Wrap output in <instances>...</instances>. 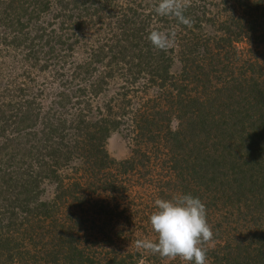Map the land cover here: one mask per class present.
<instances>
[{
  "label": "trees",
  "instance_id": "16d2710c",
  "mask_svg": "<svg viewBox=\"0 0 264 264\" xmlns=\"http://www.w3.org/2000/svg\"><path fill=\"white\" fill-rule=\"evenodd\" d=\"M95 1L8 0L0 10V24L10 27L6 39L11 38L5 42L14 48L27 47L22 54L28 65L39 64L34 47L50 43L39 68L48 67L52 58L57 65L50 98L43 95L46 85H39L35 92L18 86L12 94L19 99L12 95L0 102V264H157V256L143 258L139 250L122 251L116 244L123 232L132 237L148 235L147 225L128 217L119 229L104 230L113 222L110 209L102 207L90 216L83 207L82 192L94 181L101 183L102 190L125 189L111 184L115 181L106 170L115 165L121 174L132 168L133 159L115 162L105 149L110 133L122 126L126 135L133 133V143L142 139L157 150L162 148L174 180L183 189L181 194L202 200L208 223L214 217V240L205 246L207 264H264L262 244L241 240L239 231L241 224L262 227L264 222V62L252 57L237 67L225 50L242 39V33L256 42L264 41V14L260 24L252 20L251 32L242 26L236 30L237 20L243 21L245 14L233 16L236 25L220 24L221 34L212 38L214 46L208 47L211 37L203 39L202 47L209 53L203 64L197 59L201 34L194 29L200 30L206 15L215 16L210 17L215 23L217 14L209 2L192 0L185 13L193 21L190 27L171 18L181 32H187L179 57L186 64L174 75L169 68L172 49L158 50L148 40L151 30L165 28L166 17L152 10L150 17L146 15L148 22L137 25L130 16L126 18L125 11L119 33L118 13L106 0L108 5L89 14L87 9ZM245 1L237 3L245 6ZM27 4L33 7L28 10ZM252 4L256 5L248 9V17L257 15L254 11L264 0L246 1V8ZM52 8V21H46L34 36L24 31L31 17H45ZM151 17L157 19L155 28ZM95 25L105 28L103 42L84 49L82 58L74 56L75 45L85 47L86 33ZM65 28L72 31L66 33ZM109 33L116 37L112 44ZM43 36L44 45L38 41ZM216 61L222 70L212 69ZM140 78L144 80L140 89L153 87L155 99L142 100L139 106L135 102L131 116L126 108L133 100L132 89H139L133 85ZM115 79L123 86L103 106L94 104ZM77 160L79 165L72 163ZM77 174L93 182L84 184L77 176H69ZM43 179L54 182L49 200L40 198L38 184ZM4 189L12 198H7L9 192L5 195ZM70 207L74 210L68 211Z\"/></svg>",
  "mask_w": 264,
  "mask_h": 264
},
{
  "label": "rangeland",
  "instance_id": "374dc122",
  "mask_svg": "<svg viewBox=\"0 0 264 264\" xmlns=\"http://www.w3.org/2000/svg\"><path fill=\"white\" fill-rule=\"evenodd\" d=\"M204 2H209L210 5L208 7L211 8L212 12L217 14V20L215 23L213 22L211 18H215V16L206 15L202 17L201 25L202 27L200 30H196L195 33L197 35H200V43L199 46L197 45L198 51H197V59H201L203 64L206 62L207 54L205 53L202 45L206 43L203 39H207L208 37H211L208 40V47L214 46L213 39L215 36H219L221 34V31L219 30L220 24H234L236 25L235 18L237 16H241L243 18V21L237 20L238 24L236 27V30L238 31V27L242 26L243 30L248 29L249 32H251V26L255 24L252 20H256L260 24V20L263 18L262 15L264 14V5L257 8L254 13H257V15H254L252 17H248V9H254V6L251 5L246 8V1L254 2L256 0H246L245 6H239L238 0H203ZM241 1V0H239ZM107 3H109V6L112 7V10H116L118 13V21H117V32L120 33L121 26L123 25V13L126 11V18L130 16L132 21L136 22V24H142L145 22H148L146 19L147 16H151L150 12L154 10V5L157 3V0H106ZM105 3V1L102 0L100 2L99 0H96L91 6L88 7L89 14H93L96 12L98 8H104L105 5H108ZM8 0H0V10L7 7ZM28 10L33 7V5H28ZM53 12V8L51 11L47 13L45 17H31L30 20V26L25 28L24 31H28L31 35H35V31L41 28L42 25L46 26V21H52L51 14ZM235 18H234V17ZM250 16V14H249ZM93 17V15H92ZM160 18V17H159ZM164 18V17H162ZM13 21V19H11ZM23 20H26V17L23 16ZM247 20V21H246ZM6 21H10V18ZM43 21V23H42ZM163 21V20H162ZM151 23L153 24V28H155V25L157 24L156 17H151ZM55 26L58 29V20H54ZM57 23V24H56ZM165 25V28H160L161 31H170L175 30L176 31V42L175 45L171 48L172 54L170 53V63L169 68L171 74H179L182 70L181 68L184 67L186 64L181 58V48L183 49L184 46H181V43L187 41V32L182 31L181 28L177 27L172 21L171 17H166V21L162 22ZM29 25V24H28ZM27 26V25H25ZM54 26V27H55ZM233 26V25H232ZM159 27V26H157ZM182 27V26H181ZM97 25L94 27L89 28L88 32L86 33L87 38L86 40V46L85 47H79V45H75L74 50H72V54L78 58H82L85 56L86 52L84 53V49L87 48H97L98 45H100L103 40V33L105 32V28L96 29ZM47 30H50L48 28ZM63 31H72L68 30V28H65ZM10 32V27H7L3 24H0V102L8 100L13 94L15 93V88H18V86L25 87V92L31 90L36 91L37 87L40 85V87H44L46 85V89H44L43 95L46 97L52 93L51 90H54L56 86L57 78H55L54 75V69L57 67V65L54 63V59L52 58V63L48 65L43 70H40V64L44 62L43 59L40 60L43 56V52L48 51L47 46H51V43L47 46L39 47L35 46L34 50L38 51V57H39V64L36 66L28 65L29 61L26 60L23 56V52L25 55V52L28 51L27 47H23L22 45L18 48H14L11 44L8 42H5L6 40L9 41V38L6 39L7 34ZM115 31H113L114 33ZM115 32V34L117 33ZM245 32V31H241ZM58 33V32H56ZM89 33V35H88ZM115 34L109 33L108 43L112 44L116 37ZM46 36V35H45ZM45 36L41 37L38 41L39 43L44 42ZM98 37V38H97ZM118 37V36H117ZM204 37V38H202ZM242 39L238 40L237 42H233L231 46H228L225 50L226 53H230L232 55L231 62L234 61V65L238 67V65H241L244 61H247L249 58H258L262 63L264 62V41H254L252 38L244 37V33H242ZM73 40V39H72ZM35 44H37V40L34 41ZM185 44V43H184ZM230 44V43H229ZM44 45V44H43ZM39 49H42V52L39 51ZM56 50V49H55ZM88 50V49H87ZM211 50V49H210ZM40 52V53H39ZM213 52H215L213 50ZM84 53V54H83ZM223 54V53H222ZM212 57V55H211ZM214 57V56H213ZM224 58V57H223ZM57 60V59H56ZM224 62L227 61V59H223ZM203 66V65H202ZM188 67H186V71L188 70ZM224 67V66H223ZM222 66L217 64V61L212 66V69L219 70ZM225 73H228V68L226 67ZM183 73H181V78H183ZM54 77V78H53ZM45 81L44 83H41ZM144 80L140 78L138 82L133 85L134 87H139L135 91V89H132L130 92V96H132V101L130 102L129 106H127L126 110L129 111V114L132 116V112L130 110H134L136 108V103H139L142 100L147 99H155V92L153 90V87L146 88L145 90H141L140 86H143L142 84ZM124 83H122L120 80H113L109 83V91L106 92V94L100 95L97 101L93 102L94 104L97 103L101 106H103V103H105V99L114 92H117L121 86H123ZM22 93V91H21ZM24 93V92H23ZM16 94H19L17 92ZM25 96V95H24ZM23 96V97H24ZM21 96L13 95V99H19ZM45 97V98H46ZM50 98V97H49ZM136 102V103H135ZM137 106V107H138ZM128 120H130V116H126ZM127 120V122H128ZM133 134V133H132ZM131 135L125 134V129L123 126L121 129L117 131H113L110 133L109 137L105 141V149L108 152V155L115 160V162H122L129 160H134L133 164L131 165V170L128 173H119L115 169V165L111 166V169H106L110 171L109 179L114 180L115 182H112L114 186H124L125 189L122 191H107L101 189V183L98 181H94V185L90 187L87 191H83L85 196V202L83 204L84 209L88 213V215L92 216V213H95L96 211L100 210L102 207H107L108 211L112 212L114 214L113 216V222L110 223V226H105L104 230H117L119 229L122 224L124 223V219L134 218L136 223L145 224L146 230L148 232V235H144L145 233L138 234L135 237L130 236L128 233L123 232L121 233V238L123 239H116V244L120 247V250L126 251V250H138L135 247V242L138 239H155L156 234L153 231L150 220H147L146 217L152 214L155 211V200L158 198L163 199H170L174 196H177L181 194V191L183 190L180 186V188L177 185V182L174 180L175 176L172 170L169 167V162H167L168 155L165 154V151L161 148V150H157L151 145H148L144 140L141 139L139 144L133 143V140L131 139ZM3 140V139H2ZM1 140V141H2ZM0 141V144H1ZM73 164H80V161H73ZM142 164L145 165L143 168ZM130 167V166H129ZM165 167V168H164ZM169 167V170L166 169ZM169 171V173L167 172ZM67 174H70V171H67ZM170 174V175H169ZM135 178H132L133 176ZM69 176H77L78 178L75 179H82V182L84 184H87L88 182H93V179L90 177H83L80 178L79 174L77 175H69ZM102 178V177H101ZM171 179L169 183L168 180ZM177 186V187H176ZM38 188L40 191V198L42 200L44 199H50L55 190L54 182L49 181L47 179H43L39 182ZM4 194L7 195L9 191H6ZM126 190V191H125ZM181 190V191H180ZM14 192V191H13ZM13 194L8 193L7 198H12ZM76 202V201H75ZM76 211L77 207L75 205ZM74 208L70 207L67 209L68 211L74 210ZM96 217H101L99 214H95ZM237 220L240 218L239 215L235 216ZM114 219H116L114 221ZM241 221V220H240ZM100 223V222H99ZM237 223V222H235ZM211 228H214L213 225L216 224V221L213 220L210 221ZM240 224V223H239ZM107 225V224H105ZM261 226H255L252 222H247L246 224H241L239 227V231L241 232V240L245 239L249 242H259V244H262L261 248L264 251V222L261 223ZM260 240V241H258ZM244 241V240H243ZM256 242V243H257ZM254 248V246H252ZM141 254H143V258L151 257V256H157L156 263L157 264H194L191 262H183L179 258L175 260H168V259H162L159 255H153L147 252H144L143 250H139Z\"/></svg>",
  "mask_w": 264,
  "mask_h": 264
},
{
  "label": "clouds",
  "instance_id": "9594fccd",
  "mask_svg": "<svg viewBox=\"0 0 264 264\" xmlns=\"http://www.w3.org/2000/svg\"><path fill=\"white\" fill-rule=\"evenodd\" d=\"M191 6L192 0H157L154 12L190 27L193 21L185 13ZM148 40L154 48L167 52L175 45L176 31L153 29ZM154 203L156 208L150 216V224L156 238L138 239L135 247L162 259L179 258L183 262L207 264L205 246L214 240V233L202 200L191 194H179L170 199L158 198Z\"/></svg>",
  "mask_w": 264,
  "mask_h": 264
}]
</instances>
